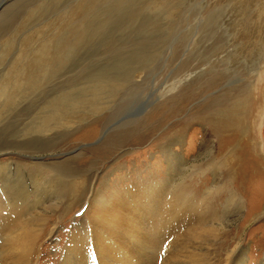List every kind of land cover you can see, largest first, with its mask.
I'll list each match as a JSON object with an SVG mask.
<instances>
[{
    "label": "rangeland",
    "instance_id": "374dc122",
    "mask_svg": "<svg viewBox=\"0 0 264 264\" xmlns=\"http://www.w3.org/2000/svg\"><path fill=\"white\" fill-rule=\"evenodd\" d=\"M235 8L231 0H0V161L27 163L21 171L32 176L59 163L71 177L63 190L71 199L39 228L36 264H58L85 226L78 198L91 176L98 184L117 168L121 186L127 169L140 173L129 181L164 179L158 148L172 138L185 159L174 167L177 194L199 201L223 188L210 203L224 217L215 255L236 248L244 264H264V17ZM248 18L252 42L241 25ZM137 126L153 128L142 143L98 153ZM66 161L79 174H67Z\"/></svg>",
    "mask_w": 264,
    "mask_h": 264
},
{
    "label": "bare ground",
    "instance_id": "6f19581e",
    "mask_svg": "<svg viewBox=\"0 0 264 264\" xmlns=\"http://www.w3.org/2000/svg\"><path fill=\"white\" fill-rule=\"evenodd\" d=\"M231 1L239 14L254 7L258 18L263 19L264 0ZM241 25L245 39L252 42V29L256 24L248 18ZM249 51L252 52V45ZM152 129L137 126L135 130L115 135L98 153L119 148L130 140L134 144L142 143ZM179 141L172 138L158 148L166 168L164 179L129 181L127 178L135 172L127 169L120 173L127 182L121 186L113 178L117 168H111L101 183L95 184V176L90 177L89 187L81 190L78 198L81 205L87 206L88 220L85 226H79L70 234L65 250L60 251L58 264H155L160 248L163 245L169 248L172 244L174 249L167 252L164 264H244V255L234 256L236 248L223 258L214 253L212 241L217 238L224 217L210 203L214 192L223 188L207 189L199 201L182 190L178 194L173 190L175 164L182 166L185 162L174 149ZM4 154L0 153V158ZM62 155L61 158L67 154ZM24 161L37 166L43 159L28 157ZM68 161L61 163L67 174H79L74 171L73 162ZM26 165L14 160L0 161V264H36L39 228L44 227L50 210H58L70 198L63 190L70 187L71 177L55 170L61 167L59 163L56 167L45 165L51 168L47 176H32L21 171ZM139 174L136 171L135 175ZM89 175L92 172L89 171ZM182 232L186 234L185 244L183 248L175 247Z\"/></svg>",
    "mask_w": 264,
    "mask_h": 264
}]
</instances>
